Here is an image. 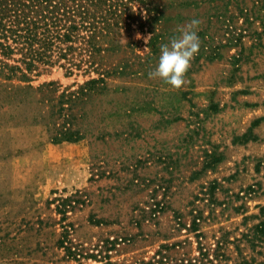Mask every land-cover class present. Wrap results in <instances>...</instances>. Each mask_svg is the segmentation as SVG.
Listing matches in <instances>:
<instances>
[{"label":"rangeland","instance_id":"374dc122","mask_svg":"<svg viewBox=\"0 0 264 264\" xmlns=\"http://www.w3.org/2000/svg\"><path fill=\"white\" fill-rule=\"evenodd\" d=\"M158 1L169 42L208 8ZM253 27L262 35L233 44L211 33L217 55H196L178 90L149 78L160 50L141 29L106 37L88 70L8 59L20 69L0 73V264H104L87 255L108 240L120 264H264V31ZM92 78L103 79L70 95ZM74 193L59 211L53 199Z\"/></svg>","mask_w":264,"mask_h":264},{"label":"trees","instance_id":"16d2710c","mask_svg":"<svg viewBox=\"0 0 264 264\" xmlns=\"http://www.w3.org/2000/svg\"><path fill=\"white\" fill-rule=\"evenodd\" d=\"M158 0H0V73L9 69L7 76L14 74L12 67L20 69L19 65H10L8 59L23 63L32 70L37 63L57 64L68 67H94L96 55L103 49L102 43L106 37L117 33H129L141 29L151 33L148 45L152 53L160 50L161 44L169 43L165 35H171L168 27L169 17L165 8ZM208 4L207 10L196 19L202 21L198 30L201 41L197 56L206 53L215 57L218 53L213 44L215 33L223 35L226 44L241 42L246 33L262 35L253 27L255 21H260L264 31V0H200ZM144 7L134 9V4ZM195 3V2H193ZM198 5L195 4V7ZM201 18V19H200ZM242 22L239 23V20ZM134 24L137 27H134ZM207 36V38L205 37ZM223 45V44H222ZM14 54H20L14 57ZM27 76L26 73H22ZM103 78H92L79 90L70 92L76 98L93 90V85ZM70 133L65 139L78 140L71 136L67 127L63 134ZM59 139L63 137L59 136ZM60 200L56 208L66 212L77 202L76 193L69 196L55 197ZM68 228L65 232L68 233ZM108 240V239H107ZM109 241V240H108ZM105 250L88 253V257L101 255L104 264L114 263ZM112 242V241H109ZM65 247L68 256L77 257L82 253L72 247L68 235L59 240ZM70 243V244H69ZM106 251V253H104ZM150 262V261H149ZM134 264H149L148 262Z\"/></svg>","mask_w":264,"mask_h":264},{"label":"clouds","instance_id":"9594fccd","mask_svg":"<svg viewBox=\"0 0 264 264\" xmlns=\"http://www.w3.org/2000/svg\"><path fill=\"white\" fill-rule=\"evenodd\" d=\"M200 24V20L192 19L178 28L179 36H174L169 43L160 45L158 65L154 71L149 72L150 79H161L177 90L185 84L186 73L200 50L201 41L198 36ZM136 38L140 39V34H137ZM150 39L151 36L145 38V43L147 44Z\"/></svg>","mask_w":264,"mask_h":264}]
</instances>
